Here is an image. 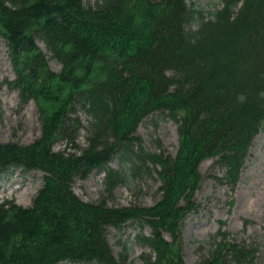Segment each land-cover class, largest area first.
<instances>
[{"label": "trees", "instance_id": "1", "mask_svg": "<svg viewBox=\"0 0 264 264\" xmlns=\"http://www.w3.org/2000/svg\"><path fill=\"white\" fill-rule=\"evenodd\" d=\"M218 3L205 17L186 0H0L9 84L35 102L40 123L29 144L0 142V173H43L30 206L0 203V264H127L126 245L114 256L107 234L131 223L151 229L135 237L154 252L147 263L184 264L180 231L197 208L199 163L216 157L235 184L264 128V0ZM152 113L179 122L175 155L140 145L136 129ZM60 140L66 146L55 149ZM115 158L117 169L108 166ZM149 162L160 166L154 204L110 205L115 187L148 174ZM100 169L99 199L81 200L72 183ZM221 234L198 264L254 263L255 248Z\"/></svg>", "mask_w": 264, "mask_h": 264}, {"label": "rangeland", "instance_id": "2", "mask_svg": "<svg viewBox=\"0 0 264 264\" xmlns=\"http://www.w3.org/2000/svg\"><path fill=\"white\" fill-rule=\"evenodd\" d=\"M89 1L93 0H82L84 4ZM186 1L202 8L205 17L219 7L218 0ZM37 42L40 49L45 50L43 42ZM48 65L54 71L60 69V64L55 59L48 58ZM14 78L6 42L0 37V142L15 141L25 145L39 135V114L33 100L23 102L18 90L10 86L9 82ZM77 115L82 124L86 125L88 118L81 112ZM177 126L178 122L170 117L154 113L142 120L136 135L140 139V145L146 150L157 152V147L160 146L173 156L179 147ZM85 137V129H82L77 144L84 146ZM65 146V141L60 140L54 148ZM214 160V157H209L199 163L202 182L193 196L197 209L187 214L180 231L183 262L197 264L213 247L214 239H219L217 231L221 229L229 233L228 241L256 248L254 262L264 264V128L252 139L234 187L223 178L224 169L215 165ZM109 166L117 168V159ZM148 166L156 171L160 169L159 165L153 163H148ZM102 172L94 171L85 179H75L72 183L73 192L84 201H97L103 189ZM153 172L143 173L135 179L133 185H118L109 204L152 205L159 197L158 186L161 183ZM42 177L43 173L38 170L29 173L14 170L0 174V203L13 200L18 205L29 206L42 184ZM18 199L22 202L18 203ZM143 231L147 234L150 232L146 226H143ZM134 232V224L108 230L107 239L113 254L116 257L123 254V245H126L127 264H149L144 256L149 254L150 249L133 242ZM164 236L171 240L167 233Z\"/></svg>", "mask_w": 264, "mask_h": 264}, {"label": "bare ground", "instance_id": "3", "mask_svg": "<svg viewBox=\"0 0 264 264\" xmlns=\"http://www.w3.org/2000/svg\"><path fill=\"white\" fill-rule=\"evenodd\" d=\"M19 202L21 203L22 201L18 199V203H19Z\"/></svg>", "mask_w": 264, "mask_h": 264}]
</instances>
